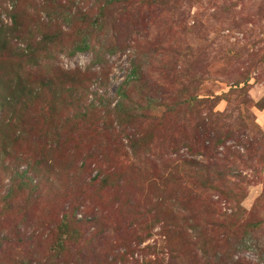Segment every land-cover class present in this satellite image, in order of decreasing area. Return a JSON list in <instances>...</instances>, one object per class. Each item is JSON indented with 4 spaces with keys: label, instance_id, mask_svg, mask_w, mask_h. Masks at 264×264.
<instances>
[{
    "label": "rangeland",
    "instance_id": "1",
    "mask_svg": "<svg viewBox=\"0 0 264 264\" xmlns=\"http://www.w3.org/2000/svg\"><path fill=\"white\" fill-rule=\"evenodd\" d=\"M0 40V164L52 161L27 215L101 207L80 261L264 264V0H0ZM55 237L28 264H68Z\"/></svg>",
    "mask_w": 264,
    "mask_h": 264
},
{
    "label": "trees",
    "instance_id": "2",
    "mask_svg": "<svg viewBox=\"0 0 264 264\" xmlns=\"http://www.w3.org/2000/svg\"><path fill=\"white\" fill-rule=\"evenodd\" d=\"M110 1L114 2L115 0ZM0 45L4 48L6 45L5 40H0ZM76 49L82 50L84 48L78 46ZM139 69L140 68L135 62L131 71V73L134 75V78L131 81H137L140 79L138 76V74H140V71H138ZM147 89L151 91L152 87H147ZM11 123L12 122H10V124L8 123V125H11ZM214 135L216 134L211 133L210 130H201L198 136V139L201 138V140L195 147L205 148L207 145L204 144V140L210 141V139L207 137H213ZM103 155L104 154H101L100 157L95 156V162L92 159L88 161L87 158L89 156H87V158L81 161L77 168H74L79 172L85 186H88L99 193L105 188L111 187L113 184L110 183L109 185L107 182L104 183V178L99 184L96 183L100 177V174L105 171V169L100 167V165H103L101 162ZM51 162H42L40 159L33 158L32 160V158H30L28 163H26V168H24L21 172L18 171L17 166L11 168L0 164V175H9L8 183H2L0 181V264H28L29 261H33L35 259L32 257L35 253V249L39 246L40 248L43 247L44 243L47 242L53 235L56 237L54 244L51 245L50 249H52L56 255L60 253V251L61 255L64 254H62V251L68 253L69 255H65L68 259V264H116L115 261L112 263L111 260H108L106 263H104V261L94 263L90 262V260L82 262L80 261L79 254H81L83 247L78 245L75 246L74 244H71L68 247L67 244L68 240H71L74 243L75 239H81V233L79 230L72 228V226H75L74 221H79L81 223L86 221L82 218L73 219L74 215L79 213V211H84L89 214V216H91L90 220H87L86 222L98 221L97 214L101 215L102 210L101 207L95 203V200H93V202L89 201L87 205L82 204L80 201H76L77 203L72 202L67 204L66 209H64V213L62 214V217L59 218V220L58 218L55 220L52 219L51 217L53 215L37 216L34 214H26V211L28 210L27 207L31 204L48 201L43 199V192L52 191L58 188L57 184L54 183L51 187L43 189L44 186H42V182H40L39 179L34 178H41L44 177L43 174L48 175L52 173L54 165ZM86 168L90 169V172H93L96 169L95 174L89 177L85 176V173L89 174V172L87 173L85 171ZM10 173L13 174L11 175ZM48 177L49 176H46V178ZM73 177L70 179V189L77 182L73 179ZM85 177L86 179H84ZM3 187H5L6 190L5 192L1 193ZM190 193L191 192L187 194ZM17 197H20V200H16ZM13 206L17 209L12 208ZM12 222L14 225L9 227V223ZM18 223H29V228H20L18 227ZM72 232L75 234H72ZM87 250L94 257L100 255L102 252L99 245H95L92 248L87 247ZM74 257L78 258L74 259ZM51 258V254L48 253L44 258V263L42 264H48Z\"/></svg>",
    "mask_w": 264,
    "mask_h": 264
},
{
    "label": "crops",
    "instance_id": "3",
    "mask_svg": "<svg viewBox=\"0 0 264 264\" xmlns=\"http://www.w3.org/2000/svg\"><path fill=\"white\" fill-rule=\"evenodd\" d=\"M261 113H262V119L264 120V111H262Z\"/></svg>",
    "mask_w": 264,
    "mask_h": 264
}]
</instances>
